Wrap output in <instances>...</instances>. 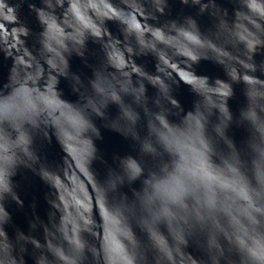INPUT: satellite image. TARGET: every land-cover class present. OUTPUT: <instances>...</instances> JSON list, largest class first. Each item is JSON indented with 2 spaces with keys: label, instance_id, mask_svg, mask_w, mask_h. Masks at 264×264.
Here are the masks:
<instances>
[{
  "label": "water",
  "instance_id": "1",
  "mask_svg": "<svg viewBox=\"0 0 264 264\" xmlns=\"http://www.w3.org/2000/svg\"><path fill=\"white\" fill-rule=\"evenodd\" d=\"M0 25V264H264V0Z\"/></svg>",
  "mask_w": 264,
  "mask_h": 264
},
{
  "label": "snow or ice",
  "instance_id": "2",
  "mask_svg": "<svg viewBox=\"0 0 264 264\" xmlns=\"http://www.w3.org/2000/svg\"><path fill=\"white\" fill-rule=\"evenodd\" d=\"M0 27H2V25H0ZM197 77H198V75L195 74V75H192L190 77L185 78L186 79V83L188 85H190L191 87H197L199 85V83H200L197 80Z\"/></svg>",
  "mask_w": 264,
  "mask_h": 264
}]
</instances>
